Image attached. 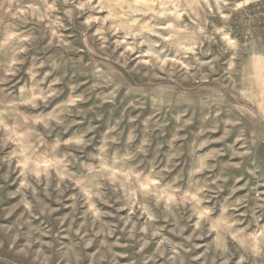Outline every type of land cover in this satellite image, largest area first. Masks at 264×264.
I'll use <instances>...</instances> for the list:
<instances>
[{"label":"rangeland","instance_id":"rangeland-1","mask_svg":"<svg viewBox=\"0 0 264 264\" xmlns=\"http://www.w3.org/2000/svg\"><path fill=\"white\" fill-rule=\"evenodd\" d=\"M0 264H264V0H0Z\"/></svg>","mask_w":264,"mask_h":264}]
</instances>
